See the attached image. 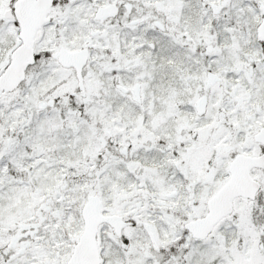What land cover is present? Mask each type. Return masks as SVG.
I'll list each match as a JSON object with an SVG mask.
<instances>
[{"label":"snow or ice","instance_id":"snow-or-ice-1","mask_svg":"<svg viewBox=\"0 0 264 264\" xmlns=\"http://www.w3.org/2000/svg\"><path fill=\"white\" fill-rule=\"evenodd\" d=\"M0 264H264V0H0Z\"/></svg>","mask_w":264,"mask_h":264}]
</instances>
